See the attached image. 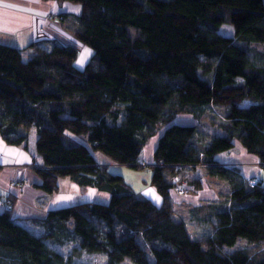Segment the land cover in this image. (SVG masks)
Here are the masks:
<instances>
[{
	"label": "trees",
	"instance_id": "obj_1",
	"mask_svg": "<svg viewBox=\"0 0 264 264\" xmlns=\"http://www.w3.org/2000/svg\"><path fill=\"white\" fill-rule=\"evenodd\" d=\"M63 1L82 5L75 41L34 43L28 53L0 42V134L28 150L35 132L38 188L53 194L69 178L110 200L50 210L34 221L51 231L37 234L14 216L16 197L0 195V264H73L47 242L70 222L81 250L104 253L109 264H264V180L217 158L239 142L264 169V62L249 49L262 44L264 55V0ZM83 49L92 56L81 68ZM215 106L226 110L217 133L173 122ZM158 133L148 164L145 149ZM97 150L117 165L149 166L161 205L100 165ZM198 169L227 185L220 202L195 208L209 214L203 238L191 236L172 200L186 187L183 174ZM191 185L202 188L200 179Z\"/></svg>",
	"mask_w": 264,
	"mask_h": 264
},
{
	"label": "crops",
	"instance_id": "obj_2",
	"mask_svg": "<svg viewBox=\"0 0 264 264\" xmlns=\"http://www.w3.org/2000/svg\"><path fill=\"white\" fill-rule=\"evenodd\" d=\"M81 13L82 5L70 1L0 0V42L15 45L24 50V53H28L27 50L34 52V48L30 46L34 43H41L46 48L55 42L68 44L75 41L74 33ZM52 14H55L54 17L63 14L65 20L63 22L55 20L51 18ZM84 55L87 57L92 54L88 49H83V58ZM255 157L240 143H237L235 149L217 156L220 164L239 167L245 177L264 180V169L260 161L257 164L251 163ZM96 159L100 165L110 166L111 170L126 167L113 163L104 154L98 155ZM38 164L42 165L43 161L36 151V137L26 150L21 146L7 144L0 134V195L13 194L16 197L14 216L20 223L28 225V219H44L50 210L79 202L110 200L109 193L97 187L81 186L69 178L60 180V190L49 194L36 186L39 183V177L35 172ZM144 191L156 205H161L162 197L153 186L150 185ZM172 194L175 203H184V206L186 198L196 207L207 206L219 198L217 190L210 187L193 194L182 195L176 192ZM190 210L192 207H189Z\"/></svg>",
	"mask_w": 264,
	"mask_h": 264
},
{
	"label": "rangeland",
	"instance_id": "obj_3",
	"mask_svg": "<svg viewBox=\"0 0 264 264\" xmlns=\"http://www.w3.org/2000/svg\"><path fill=\"white\" fill-rule=\"evenodd\" d=\"M75 34V33H74ZM41 48H46L45 45H39ZM249 49L251 50V56L256 62H264V55L262 53L263 51V46L262 44L259 43H253L249 46ZM83 53L79 55V58L76 62L77 66L84 68V63L87 64L89 62L90 58L92 55L87 56L84 55V58L82 57ZM25 59L29 57V55H24ZM86 57V58H85ZM82 59V60H81ZM85 59V60H84ZM81 60V61H80ZM246 105L249 104V101L245 103ZM225 108L220 107V106H215L214 108H211L207 111L206 115H204L201 119L195 118V116L191 113H181L178 114L173 121L174 123H181V124H188V123H199L205 130L213 133H217L220 131V123L225 121ZM162 132V130H161ZM36 137L35 132H31L30 136V142L29 145L33 142L34 138ZM159 133L154 135L149 142L147 143L146 149H145V159L148 164H150L148 161L154 160V150L157 145L156 140H158ZM80 142L88 144L85 136H82L80 139ZM155 146H154V144ZM239 143V142H238ZM94 155L97 158L98 155H103L102 152L100 151H94ZM151 156V158H150ZM253 158V156H252ZM255 157L254 161H248L254 164H257L259 159ZM40 167L41 164H38ZM113 172H118L121 173L125 181L132 186L133 190L135 192L140 193L143 197L148 198L149 195L144 191V189H147L150 187V180H151V168L145 167V168H140V169H135L132 167L126 166L125 168H118V169H112ZM183 183L182 185L185 187L183 188L180 186L178 189L174 190V192L182 195H187V194H193L197 193L201 189H204L205 187H210L215 190H217L219 194V198L217 202H220L221 199H223L224 194L227 191V185L225 182L219 178L216 177H209L208 175L205 174V172L202 169L198 170H187L186 174H183ZM195 179H200L202 188L194 190V188L191 186H188L191 184L192 181ZM152 186V185H151ZM154 187V186H153ZM155 189V187H154ZM158 193V191H156ZM159 194V193H158ZM160 195V194H159ZM173 195V194H172ZM173 204L176 209V212L180 214V216L186 221L187 226L189 228V231L191 233V236L193 238H203L205 237L204 235L211 232V223L208 220L209 214L206 209H200V214L197 215L195 212V204L191 202V200H188L186 198V203L184 206V203L178 204L175 203V200L172 196ZM163 199H161L160 204L162 203ZM99 202H104V201H99ZM109 202V201H108ZM206 206V205H205ZM189 207H192V210L189 211ZM212 218V215H210ZM210 218V219H211ZM28 225L23 224L24 226L34 230L37 234H44L51 229L46 228L43 224L40 222L34 221V218L28 219L27 220ZM22 224V223H21ZM69 231H67L64 235L62 233H58L55 238L48 239L47 242L50 247L53 249L59 251L62 253L66 259L71 260L73 264H109L108 262V257L104 253H86L85 251L81 250L80 245L78 243L77 238L74 235V232L72 231L73 226L72 222L69 224ZM139 240L141 243H144L146 245V249L150 250L149 245H147L142 237H139ZM239 247H246L250 249L256 248V246L248 245L245 240H241L238 244ZM264 246V244H261L258 246V248ZM120 264H134L132 261L129 259L125 260L124 262H121Z\"/></svg>",
	"mask_w": 264,
	"mask_h": 264
},
{
	"label": "built area",
	"instance_id": "obj_4",
	"mask_svg": "<svg viewBox=\"0 0 264 264\" xmlns=\"http://www.w3.org/2000/svg\"><path fill=\"white\" fill-rule=\"evenodd\" d=\"M252 181H254V180H252Z\"/></svg>",
	"mask_w": 264,
	"mask_h": 264
}]
</instances>
